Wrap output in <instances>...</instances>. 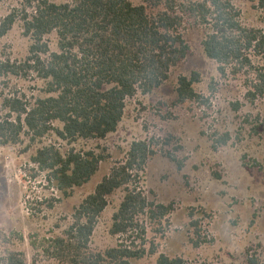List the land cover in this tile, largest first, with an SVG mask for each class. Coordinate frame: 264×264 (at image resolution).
Listing matches in <instances>:
<instances>
[{
	"label": "rangeland",
	"instance_id": "obj_1",
	"mask_svg": "<svg viewBox=\"0 0 264 264\" xmlns=\"http://www.w3.org/2000/svg\"><path fill=\"white\" fill-rule=\"evenodd\" d=\"M231 1L240 10L244 25L264 30L261 0ZM25 4L26 0L0 2V23ZM206 33L205 25L185 16L184 36L191 54L171 70L161 87L129 98L119 128L106 138L69 143L51 132L34 142L23 135L20 144L0 143V255L23 251L28 264H59L37 254L31 236L62 235L82 200L117 164L127 161L132 143L153 139L155 153L142 173L140 186L150 200L172 204L173 210L163 220H144L147 247L154 245L157 253L134 259L133 264H156L161 253L182 256L188 264H242L248 255H256L264 264V97L253 103L246 97L253 74L245 70L235 74L230 67L225 76L221 74L219 64L205 54ZM46 39L52 51L59 50L56 32ZM32 43L18 19L0 36V59L23 62ZM253 60L264 63L258 56ZM194 71L201 74L194 87L202 98L180 102L178 77ZM46 85L35 73L26 78L0 77V115L7 112L1 109L5 96L25 95L34 102L48 96ZM54 124L64 126L60 121ZM225 137L228 140L223 143ZM46 145H55L62 152L93 150L103 155V160L90 181L66 194L50 181L48 171L32 161ZM125 195L122 187L108 196L109 205L92 237L93 249L117 246L119 237L111 232L113 216Z\"/></svg>",
	"mask_w": 264,
	"mask_h": 264
},
{
	"label": "trees",
	"instance_id": "obj_2",
	"mask_svg": "<svg viewBox=\"0 0 264 264\" xmlns=\"http://www.w3.org/2000/svg\"><path fill=\"white\" fill-rule=\"evenodd\" d=\"M260 4L264 7V0ZM29 8L34 11L30 13ZM185 16L207 27L204 51L219 64L221 74L225 76L229 67L235 74L244 70L253 74L246 97L252 103L264 97V63L253 60L254 56L264 59V30L244 25L231 0H144L141 4L132 0H26L22 10L14 9L2 19L0 36L22 20L24 34L33 41L30 54L23 62L0 59V77L26 78L35 73L47 81L48 96L34 102L25 95L4 97L1 109L7 112L0 115L1 145L20 144L23 135L34 142L54 132L74 143L104 139L117 131L127 100L161 87L171 70L191 54L184 36ZM52 32L59 38L58 51H52L46 39ZM200 81L201 74L196 71L180 75L178 100L202 98L194 87ZM55 121L62 122L63 128ZM152 140L132 143L127 161L117 164L82 200L62 235L31 236L37 254L59 264H133L134 259L157 253L154 245L147 247L144 220L165 219L173 205L150 200L140 186L142 173L155 153ZM227 140L225 137L223 143ZM102 160L103 155L93 150L62 152L55 145L38 149L32 157L66 194L90 181ZM122 187L126 195L111 229L119 237L118 244L105 251L95 250L91 243L98 219L109 205L108 196ZM0 264L28 262L23 251L13 250L0 255ZM156 264L188 262L182 256L161 253ZM242 264L262 263L258 256L248 255Z\"/></svg>",
	"mask_w": 264,
	"mask_h": 264
}]
</instances>
